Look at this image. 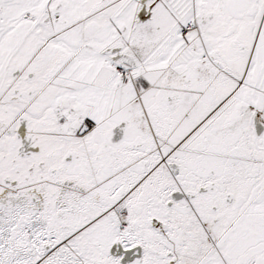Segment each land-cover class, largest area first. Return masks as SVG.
<instances>
[{
  "label": "snow or ice",
  "instance_id": "6c2138e0",
  "mask_svg": "<svg viewBox=\"0 0 264 264\" xmlns=\"http://www.w3.org/2000/svg\"><path fill=\"white\" fill-rule=\"evenodd\" d=\"M0 264H264V0H0Z\"/></svg>",
  "mask_w": 264,
  "mask_h": 264
}]
</instances>
